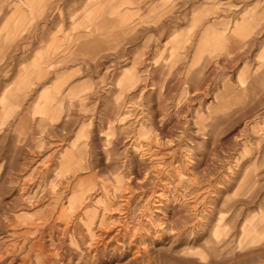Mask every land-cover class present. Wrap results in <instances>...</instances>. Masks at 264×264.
Wrapping results in <instances>:
<instances>
[{
  "label": "rangeland",
  "instance_id": "1",
  "mask_svg": "<svg viewBox=\"0 0 264 264\" xmlns=\"http://www.w3.org/2000/svg\"><path fill=\"white\" fill-rule=\"evenodd\" d=\"M0 264H264V0H0Z\"/></svg>",
  "mask_w": 264,
  "mask_h": 264
}]
</instances>
